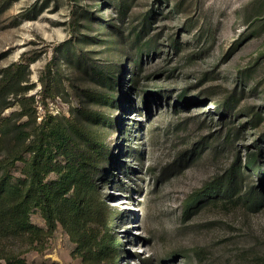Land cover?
Instances as JSON below:
<instances>
[{"label":"rangeland","instance_id":"1","mask_svg":"<svg viewBox=\"0 0 264 264\" xmlns=\"http://www.w3.org/2000/svg\"><path fill=\"white\" fill-rule=\"evenodd\" d=\"M67 40L120 66L113 103L93 99L98 87L65 59L74 50L55 52ZM31 57L23 81L3 96L33 100L0 113V177L12 127L29 130L58 112L108 145L98 182L117 212L119 264H264V203L243 198L253 187L264 197L252 172L231 196L183 216L192 194L264 141V0H0V78ZM50 60L65 78L42 105L38 78ZM30 220L45 230L38 211ZM27 244L0 233V264H80L59 227L38 249Z\"/></svg>","mask_w":264,"mask_h":264},{"label":"trees","instance_id":"2","mask_svg":"<svg viewBox=\"0 0 264 264\" xmlns=\"http://www.w3.org/2000/svg\"><path fill=\"white\" fill-rule=\"evenodd\" d=\"M152 15L153 11H148L144 23ZM109 25L115 28L113 24ZM76 33L73 32V39H76ZM60 49H65L66 53L74 50V55H67L65 59L81 69L98 87L93 99L101 100L103 104L113 103L114 92L120 87L116 74L120 66L94 60L73 40L62 42L55 52ZM34 59L31 57L24 63H13L3 70L0 113L16 103L22 112L24 102L33 100V96L16 99L15 94L14 102L4 103L3 96L13 85L23 81L22 74ZM63 78L65 75L50 60L38 78L40 89L37 96L42 105H45L46 99L55 98V80ZM132 81L133 78L128 79V82ZM230 109V104H223L220 111L229 112ZM24 127L25 124L14 125L12 136L7 140L11 149L3 160L4 171L0 177V233L25 239L27 245L35 244L34 249H38L59 227L74 244L71 253L80 264H119L121 244L111 227L117 212L106 206L98 182L108 145L95 132L85 129L70 116L58 113H45L32 129L25 130ZM1 132L4 133V130ZM262 139L259 140L261 145L264 143ZM259 143L254 152L248 151L245 155L243 165L232 163L220 178L192 194L184 206L183 216L189 217L205 202L234 194L245 171L255 174L259 185L264 186L263 147ZM17 163L21 164V176L15 178L12 171ZM243 198L254 208L264 203L263 194L257 187L250 188ZM34 211L39 212L45 230L31 222L30 216ZM172 257L165 260L168 262ZM147 260L141 258L140 262L146 264Z\"/></svg>","mask_w":264,"mask_h":264},{"label":"built area","instance_id":"3","mask_svg":"<svg viewBox=\"0 0 264 264\" xmlns=\"http://www.w3.org/2000/svg\"><path fill=\"white\" fill-rule=\"evenodd\" d=\"M56 113H58V112H56ZM56 113H55V114H56ZM55 114H53V115H55ZM40 118H41V116H39V120H40Z\"/></svg>","mask_w":264,"mask_h":264}]
</instances>
